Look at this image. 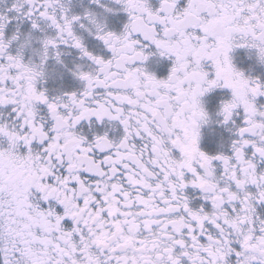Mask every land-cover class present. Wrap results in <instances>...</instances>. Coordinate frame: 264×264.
Here are the masks:
<instances>
[{"label":"snow or ice","instance_id":"snow-or-ice-1","mask_svg":"<svg viewBox=\"0 0 264 264\" xmlns=\"http://www.w3.org/2000/svg\"><path fill=\"white\" fill-rule=\"evenodd\" d=\"M0 264H264V0H0Z\"/></svg>","mask_w":264,"mask_h":264}]
</instances>
